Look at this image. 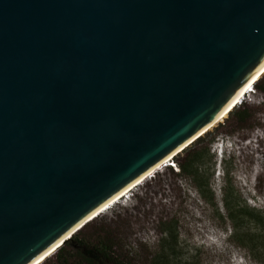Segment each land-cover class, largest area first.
I'll list each match as a JSON object with an SVG mask.
<instances>
[{
	"label": "water",
	"instance_id": "1",
	"mask_svg": "<svg viewBox=\"0 0 264 264\" xmlns=\"http://www.w3.org/2000/svg\"><path fill=\"white\" fill-rule=\"evenodd\" d=\"M263 62L264 0H0V264L57 251Z\"/></svg>",
	"mask_w": 264,
	"mask_h": 264
},
{
	"label": "rangeland",
	"instance_id": "2",
	"mask_svg": "<svg viewBox=\"0 0 264 264\" xmlns=\"http://www.w3.org/2000/svg\"><path fill=\"white\" fill-rule=\"evenodd\" d=\"M243 100L254 110L252 122L238 129L233 120H228V114L208 130L218 135L212 148L215 166L210 168V173H214V203L201 198L187 179L161 167L90 221V231L109 228L118 238L117 252L124 261L151 264L161 237L159 222L174 219L179 235L177 264H264V246L259 244L257 250H250L247 241L238 240L223 207L225 188L231 180L236 194L247 206L264 213V95L253 91ZM228 132L232 135L225 138ZM171 168L178 172L177 166ZM246 232L258 230L244 220L239 234ZM55 253L41 264H53Z\"/></svg>",
	"mask_w": 264,
	"mask_h": 264
},
{
	"label": "trees",
	"instance_id": "3",
	"mask_svg": "<svg viewBox=\"0 0 264 264\" xmlns=\"http://www.w3.org/2000/svg\"><path fill=\"white\" fill-rule=\"evenodd\" d=\"M253 91L264 95L263 75L254 84ZM253 115L254 110L246 101L242 100L238 107L229 113L228 120H233L234 127L240 129L252 122ZM228 133L229 135H224L225 138L232 135L231 132ZM217 139L218 135L216 133L206 132L189 147L176 155L175 165L178 168V172L174 173L172 168L167 166V169L174 176L187 179L201 198L213 203L215 198L211 182L214 173H210V168L215 166L216 158L212 148ZM224 177L225 182L228 181L229 172L224 174ZM223 207L226 210L225 217L233 231H235V236L238 240L241 242L247 241L250 244V250H257L259 244L260 247L264 246V213L247 206L245 201L241 199V195L236 194L231 180H229V184L225 188ZM244 220L252 223L258 233L250 234L246 232L239 234ZM159 226L161 237L151 264H177L176 250L179 249L177 223L174 219L161 220ZM92 227L93 223L89 221L73 234L54 254L53 264H129L128 260L124 261L117 252L120 245L116 234L105 227L90 231Z\"/></svg>",
	"mask_w": 264,
	"mask_h": 264
},
{
	"label": "bare ground",
	"instance_id": "4",
	"mask_svg": "<svg viewBox=\"0 0 264 264\" xmlns=\"http://www.w3.org/2000/svg\"><path fill=\"white\" fill-rule=\"evenodd\" d=\"M262 75H264V62L261 64V66L257 69V71L254 73V75L249 79L247 84L240 90V92L237 94L235 99L231 102V104L222 112V114L217 118V120L211 124L206 130L208 131L211 127H213L215 124H217L221 119L225 118L234 108H236L241 101L246 96V93L248 90H250L251 85H254L255 83ZM253 90V88H252ZM191 142V141H190ZM177 152L172 153L169 157H167L165 160H163L161 163H159L157 166H155L150 172L145 174L143 177H141L137 182L132 184L129 188H127L125 191H123L120 195H118L116 198H114L112 201H110L108 204L103 206L101 209H99L97 212H95L93 215H91L89 218H87L82 224L87 223L97 217L99 214H101L103 211L111 207L113 204L118 202L121 198L125 197L127 193H129L132 189L140 185L145 179L149 178L155 171L159 170L163 165L168 164L169 162L174 159V157L177 155ZM81 224V225H82ZM80 225V226H81ZM67 237H70L67 236ZM60 245V242L58 244H55L50 249H48L38 260H36L33 264H41L45 259H47L50 255H52L56 250L57 246Z\"/></svg>",
	"mask_w": 264,
	"mask_h": 264
},
{
	"label": "built area",
	"instance_id": "5",
	"mask_svg": "<svg viewBox=\"0 0 264 264\" xmlns=\"http://www.w3.org/2000/svg\"><path fill=\"white\" fill-rule=\"evenodd\" d=\"M167 166H171V167H173V168H176V166L174 165V163H173V159H172V161L171 162H169L168 164H166V165H163L162 167H167ZM153 176V174L150 176V177H152ZM149 177V178H150Z\"/></svg>",
	"mask_w": 264,
	"mask_h": 264
},
{
	"label": "clouds",
	"instance_id": "6",
	"mask_svg": "<svg viewBox=\"0 0 264 264\" xmlns=\"http://www.w3.org/2000/svg\"><path fill=\"white\" fill-rule=\"evenodd\" d=\"M243 100V99H242Z\"/></svg>",
	"mask_w": 264,
	"mask_h": 264
}]
</instances>
